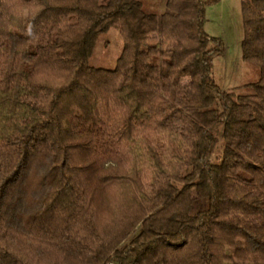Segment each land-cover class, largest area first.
Returning a JSON list of instances; mask_svg holds the SVG:
<instances>
[{
	"label": "trees",
	"instance_id": "1",
	"mask_svg": "<svg viewBox=\"0 0 264 264\" xmlns=\"http://www.w3.org/2000/svg\"><path fill=\"white\" fill-rule=\"evenodd\" d=\"M218 2L0 0V264H264V0L243 3L260 79L235 90Z\"/></svg>",
	"mask_w": 264,
	"mask_h": 264
},
{
	"label": "rangeland",
	"instance_id": "2",
	"mask_svg": "<svg viewBox=\"0 0 264 264\" xmlns=\"http://www.w3.org/2000/svg\"><path fill=\"white\" fill-rule=\"evenodd\" d=\"M149 13L161 15L166 10L167 0H142ZM244 0H221L207 7V31L224 39L226 54L215 59L213 76L225 90H235L240 86L260 79L259 68L243 59L242 41L244 37ZM124 46L123 38L116 28L100 35L91 64L95 67L114 69ZM239 93H252L250 89H238ZM206 200L196 204L195 211L205 208ZM113 264V263H110ZM115 264V263H114Z\"/></svg>",
	"mask_w": 264,
	"mask_h": 264
},
{
	"label": "built area",
	"instance_id": "3",
	"mask_svg": "<svg viewBox=\"0 0 264 264\" xmlns=\"http://www.w3.org/2000/svg\"><path fill=\"white\" fill-rule=\"evenodd\" d=\"M114 264V263H113ZM116 264V263H115Z\"/></svg>",
	"mask_w": 264,
	"mask_h": 264
}]
</instances>
